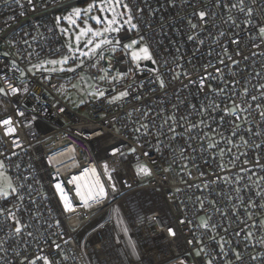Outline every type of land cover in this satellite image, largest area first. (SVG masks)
<instances>
[{
  "label": "built area",
  "instance_id": "obj_1",
  "mask_svg": "<svg viewBox=\"0 0 264 264\" xmlns=\"http://www.w3.org/2000/svg\"><path fill=\"white\" fill-rule=\"evenodd\" d=\"M86 1L0 0V122L15 128L0 124V170L16 189L0 197V264H264V0H124L136 28L74 71L38 69ZM93 168L107 196L85 208Z\"/></svg>",
  "mask_w": 264,
  "mask_h": 264
},
{
  "label": "snow or ice",
  "instance_id": "obj_2",
  "mask_svg": "<svg viewBox=\"0 0 264 264\" xmlns=\"http://www.w3.org/2000/svg\"><path fill=\"white\" fill-rule=\"evenodd\" d=\"M109 2H110V0H99L98 4L97 3L90 4L87 9L83 10V15L86 16L89 12H91L93 10V8H97L98 7V9H99V11H100V13L102 15L101 16H92L90 18L95 20L97 24L105 23L106 26H105V28L103 29L102 32L101 31H96V30H93L91 27L87 26V21H85V27L80 29L79 34L76 35V37H75V43H76L75 51L76 52L80 51V49H79L80 37L81 36H88L89 34H91V38L87 39L86 46H91V47H89V51L88 52H80L81 56H89V57H91L92 55L96 54L97 50L101 49L103 45H112L113 44V41L111 39H107V38L100 39L98 42L94 43V40H95L96 37H102V36H104V33H113V32H119L120 31L119 28L113 27V25L116 24V16L115 15L112 16V19L105 20L103 18V14L105 13V6ZM119 2H120V0H116V3H119ZM123 7L125 9H128V5H126V4L123 5ZM232 7H237V5L234 4V5H232ZM239 7H240L241 11L244 10L243 9V0H240ZM128 11L130 12V9H128ZM248 14L251 15V10H249ZM73 16L75 17V19L72 18ZM81 16H82V10L81 9H79V8L73 9L72 13L67 18L69 24L70 25H75L77 20L80 19ZM199 16H200L201 20H203L204 17H205V13L204 12H200ZM131 20H132V17H131V15H129L126 23L130 24L131 28H136L137 25L132 24ZM192 27L195 28L196 25L193 24ZM61 31L62 32H67L68 30L67 29H61ZM259 31H260V34L262 36H264V27H261L259 29ZM116 43H119V41H116ZM135 43L136 42L134 41L133 44H135ZM133 44L126 45V47L131 48V47H133ZM114 50L115 49H113V51ZM69 51H73L71 44H69ZM140 52L144 54L143 58L151 59V56L149 55V52H148V48L146 46L141 47L140 48ZM73 58H75V57H73ZM100 58H103V56L101 55ZM133 59L134 60L138 59V55H137V53L135 51L133 52ZM67 61H68V57H64L61 61L53 60V61H49L48 63H51L53 65H55L57 63L66 64ZM63 70L64 69L62 68L61 71H63ZM67 70L68 71H74V69H72V68H69ZM22 75H23V73H22ZM101 79H103V77H101ZM161 87H164L163 81H161ZM262 87H264V86H262ZM17 91L18 90L16 88H14V87L11 88V93L12 94H16ZM246 92H247V90L245 89V93ZM0 94H5L6 95L7 93L4 92V89L0 88ZM99 95L103 96L104 93L100 92ZM127 95H128V93L125 91V92H122L120 94V97H124V96H127ZM120 97H115L114 99H119ZM252 99L256 100L257 97L253 96ZM257 107L259 108L260 105H257ZM20 114L23 115V113H20ZM232 114L233 115L236 114L234 109L232 110ZM260 115H261L262 118H264V111H262L260 113ZM245 119H247V117H245ZM0 124H2L4 126H8L6 128V130H5V135L13 134L15 132V128L11 127V124H12L11 119H5L2 122H0ZM13 143L16 146H19L18 142L14 141ZM133 151H135V149H133ZM113 155H115V151L113 152ZM0 167H2V165H0ZM89 171H91V173L93 175H95V169H90ZM105 171L107 172V165H105ZM139 172L144 174V175H151L150 170L146 166H142L139 169ZM87 175H88V172H85V176H87ZM0 177H3V173H0ZM75 179L79 180L80 177H76ZM55 187H56L57 191L60 193V198H61V200L64 203L65 210L66 211L70 210L73 207V205L70 203L69 198L64 193V190L62 189L61 185L57 184ZM86 188H87L86 191H82L81 185L77 184V186H76V195L78 197H80L81 203H82V205L85 208H88V207L91 206L90 202H92V203H100L101 200H103L107 196V193L105 192L104 185L101 184L98 179L93 180L91 184L86 186ZM113 190L115 191L114 186H113ZM15 191H16V189L13 188V186H12L10 181H8L6 179L0 181V197L7 198V196L10 193H14ZM3 211H4L3 209H0V215L3 214ZM8 211L11 213L10 209ZM9 218L13 219L17 225L19 224V220L15 219V215L14 214H11ZM182 223H183V221H182ZM201 226L204 227V228H207L208 224L205 221V222L202 223ZM20 231H21L20 227H16L15 228V232L17 234H19ZM167 231H168V234L171 235V236H175L176 235L175 231L172 228H168ZM249 235H251V234H249ZM221 251H223V246H221ZM197 255H199V252L197 253ZM236 259L237 260L242 259L239 253H236ZM253 259H255V257H253ZM43 260H44V264H51V262L46 257L43 258ZM31 264H35V261H32ZM208 264H212V262L209 261Z\"/></svg>",
  "mask_w": 264,
  "mask_h": 264
},
{
  "label": "rangeland",
  "instance_id": "obj_3",
  "mask_svg": "<svg viewBox=\"0 0 264 264\" xmlns=\"http://www.w3.org/2000/svg\"><path fill=\"white\" fill-rule=\"evenodd\" d=\"M93 3H99V0H88L82 4H77L74 5L72 7H70L69 9H67L66 11L63 12V20L60 21V26L62 27V29H67L68 31L65 32V37H66V46H67V52L63 53V55L57 56L56 58H51L49 61H61L64 57H68V61L66 64H60L57 63L55 65L51 64V63H43L41 65H39L37 68L38 69H43L44 71L47 72H53V71H61V69L63 68V71H68L67 69L75 68V65L73 63L70 62V59L72 57H76L80 60H82L83 57H87V56H81L80 52H88L89 51V47L91 46H86V41L87 39L91 38V34H89L88 36H81L80 37V44H79V52H76V43H75V37L76 35L79 34L80 29L85 27V21H87V26L91 27L93 30L96 31H103V29L105 28L106 24L105 23H100L97 24L95 20L91 19L90 17L92 16H101L102 14L100 13L98 7L97 8H93V10L91 12H89L86 16L83 15V10L87 9L88 6L90 4ZM123 5H125L124 0H120L119 3H116V0H110V2L105 6V13L103 14V18L105 20L108 19H112V16L115 15L116 16V24L113 25V27L119 28V29H123V28H131L130 24L126 23L128 16H129V12L127 11V9H125L123 7ZM79 8L82 10V16L80 19L77 20L75 25H70L68 22V17L70 16V14L72 13L73 9ZM73 19H75V17H72ZM131 23L133 24V21L131 20ZM108 33H104V36L102 37H96L94 40L95 42H98L100 39H104L106 38ZM73 37V39H72ZM69 44H71L73 51H69ZM84 44L85 46L80 48V46ZM144 47V45H141L140 47L136 48L133 46V52L135 51L138 55V59L141 57H144V54L140 52V48ZM145 59V58H144ZM137 60V59H136ZM80 78L82 77V75H79ZM73 87H77V90L79 91H84L85 94H88L91 91V87H86V88H81L80 87V80H74L73 81ZM71 96L73 98H77L78 96L70 93ZM142 166H146L145 164H140L138 165V168L140 169ZM147 167V166H146ZM148 168V167H147ZM0 173H3V177H0V181L6 179L8 180L7 174L0 170Z\"/></svg>",
  "mask_w": 264,
  "mask_h": 264
},
{
  "label": "bare ground",
  "instance_id": "obj_4",
  "mask_svg": "<svg viewBox=\"0 0 264 264\" xmlns=\"http://www.w3.org/2000/svg\"><path fill=\"white\" fill-rule=\"evenodd\" d=\"M93 169H95V168H93ZM95 172H96V169H95ZM96 175H97V172H96ZM97 179L99 180V177H98V175H97ZM99 182L101 183V181L99 180ZM86 191V190H85Z\"/></svg>",
  "mask_w": 264,
  "mask_h": 264
},
{
  "label": "water",
  "instance_id": "obj_5",
  "mask_svg": "<svg viewBox=\"0 0 264 264\" xmlns=\"http://www.w3.org/2000/svg\"><path fill=\"white\" fill-rule=\"evenodd\" d=\"M82 46V45H81Z\"/></svg>",
  "mask_w": 264,
  "mask_h": 264
}]
</instances>
